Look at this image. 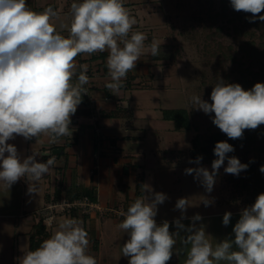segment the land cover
<instances>
[{
  "label": "clouds",
  "instance_id": "obj_1",
  "mask_svg": "<svg viewBox=\"0 0 264 264\" xmlns=\"http://www.w3.org/2000/svg\"><path fill=\"white\" fill-rule=\"evenodd\" d=\"M230 4L237 12L250 13V23L264 21V15H260L264 0H230ZM55 15L51 8L32 10L26 0H0V182L8 189L22 178L39 181L56 162L54 156L44 162H38L35 155L21 157L17 147L8 141L17 136L30 140L46 135L54 143L72 135L71 116L81 103L83 85L88 83L83 66L78 83L72 82L78 55L108 52L110 82L106 86L115 95L146 51L152 56L160 51L159 41L153 40L146 49L147 36L132 31L137 21L123 0H74L68 37L52 25ZM191 99L196 109L214 113L212 123L229 139H240L245 130L264 125V83L257 82L245 90L238 83L219 79L212 88L211 103L200 96ZM213 151L217 158L211 171L205 167L185 169V174H195L208 193L225 160L227 174L238 176L248 168L237 157L227 156L234 151L227 141L217 142ZM201 160L197 157L189 163L200 164ZM259 170L264 173V165ZM142 188L143 196L120 213L124 219L117 226L128 235L121 247L122 255L129 258L128 264H168L177 238L185 246L190 245L184 264H264V193L241 210L233 227L234 239L226 238L214 246L203 226L193 223L186 228L181 223L189 207L187 198L176 201L175 209L180 210L181 217L173 222L178 231L171 232L168 221L158 224L155 219L157 206L168 199L167 195L147 184ZM35 192L33 183L28 193ZM202 203L207 207L213 201L205 198ZM231 216V212L224 213V226L230 223ZM191 219L200 221L202 217L196 214ZM179 230L188 235L179 237ZM88 244L82 222L65 218L39 247L19 258L20 264H97L96 258L88 254Z\"/></svg>",
  "mask_w": 264,
  "mask_h": 264
},
{
  "label": "crops",
  "instance_id": "obj_2",
  "mask_svg": "<svg viewBox=\"0 0 264 264\" xmlns=\"http://www.w3.org/2000/svg\"><path fill=\"white\" fill-rule=\"evenodd\" d=\"M73 2L74 0H26L29 8L36 12H43L48 8H51L53 12L58 11L59 14L52 17L51 23L56 31L65 37L69 36L71 4ZM75 2H79V0H75ZM131 15L137 21L134 26L142 30L146 29L148 33V26H145L146 23H144L145 20H142V15L134 10ZM145 47L148 48L147 43ZM107 57L108 52L105 51L91 55L80 54L75 58L76 75L72 82L78 83L77 77L83 66L86 67L88 83L83 85L81 103L75 114L71 116L70 132L72 135L62 136L54 143L50 142L46 135H41L38 138L33 137L30 140L17 136L14 140L8 141L17 147L21 157L35 155L38 162H44L50 156H54L56 161L50 172L39 181L33 182L31 178H22L17 181L10 187L15 188L14 192H11L10 188L8 189L0 182V186L5 188L0 190V194H3L0 198V216L16 218L19 213L11 225L14 227L12 237L15 236L14 241L18 244V259L20 258L19 254L31 250L33 235L36 236V242H42L52 234L50 232L45 237V233L38 232L40 223L36 216L37 210L48 200L57 197V195L69 197L86 193L98 200L103 208H114L117 205L126 204L128 209L136 199L143 196L142 185L147 184V171L153 169L152 167H160L158 165L171 166L174 161H181L177 158L171 160V153L175 156H183L182 150L162 147L160 142L148 145L152 137L148 135L151 133L144 126H137L136 122L125 121L128 117H132V119L139 117L146 121L152 119L151 113L153 112H156V116L165 118V110L175 109L164 107L161 103L162 99L167 101L170 99L171 87L173 90H178L171 86L169 72L164 71L159 58L146 51L137 61L135 69L130 71L126 79L123 80V87L114 95L113 91L106 86L110 82L106 66ZM175 128L178 129L176 125ZM167 145L169 144L167 143ZM192 147L191 145L190 150L193 152ZM53 150L58 152L44 155ZM156 152L159 157H152ZM195 160L194 155L193 161ZM208 163L210 162L206 160L205 162L200 161L201 165ZM228 177V182L233 185V191H227L228 185H224L225 182L217 185L223 196L222 203L225 204L222 208L187 213L185 214L186 218L181 220L186 228L193 224L191 218L196 214H200L202 217L200 221H197L199 223H194L196 227L203 226L206 220H212L211 223L207 221L209 224L203 228L214 246L226 238L234 239L233 227L239 219L241 210L253 204L260 193H264L262 188L257 190V187L251 183L245 181L242 183L240 174L238 176L231 174ZM175 179L182 193L180 188L182 178L177 176ZM156 182L158 181L155 180L154 191L159 192ZM240 182L242 187H239ZM33 183L36 184V192L30 194L28 187ZM215 183L217 182L215 181ZM139 190L141 194H138ZM257 191L260 193L257 194ZM225 212L232 213L227 226L222 223ZM180 217L181 214L170 218L155 219L158 224L165 220L174 224V220ZM84 218V229L90 237L88 254H93L95 258L105 259L110 250L115 249L114 245L120 242L117 235L123 230L117 226L124 217L117 216L112 211L101 216L99 211H96L93 215ZM216 234H219L217 238ZM187 235L186 231L179 230L180 237ZM188 247L190 245L185 246L180 241L178 256L174 261L184 264ZM15 250L17 251V248ZM15 255L14 252L13 264H15Z\"/></svg>",
  "mask_w": 264,
  "mask_h": 264
},
{
  "label": "rangeland",
  "instance_id": "obj_3",
  "mask_svg": "<svg viewBox=\"0 0 264 264\" xmlns=\"http://www.w3.org/2000/svg\"><path fill=\"white\" fill-rule=\"evenodd\" d=\"M123 1L124 5L133 6L132 9L142 15V20H145V26H148L145 44L149 46L153 40L160 42V51L155 57L159 58L164 71L169 72L171 86L178 89L173 90L171 87L170 99L168 101L162 99L161 103L164 107L186 109L191 122L189 129H176L173 121L156 116V112L151 113L152 119L146 121L139 117L133 119L128 117L125 120L130 123L136 122L137 126H144L151 133L148 135L152 136L148 145L160 142L162 147H171V150H182L184 153L183 156H175L171 153V160L177 158L181 161H174L171 166L158 165L160 167H152L153 169L146 172L147 184L154 190L155 180H157L159 192L165 193L168 197L163 204L157 206L158 212L155 218H170L181 214L180 210L175 209L179 198L188 199L189 207L185 214L213 211L225 205L222 203L223 196L217 185L225 182L224 185H228V187L225 186L227 191H233V185L228 182V176L231 174L224 171L227 162L218 170L215 177L217 183L214 184L211 193H208L201 182L194 178V173L185 174L187 168L205 167L209 171L212 170L211 165L216 158L213 150L218 142L217 137L221 135L228 142L234 143V151L227 156H235L241 163L248 165L246 170L240 172L242 183L244 181L251 183L257 187V190L262 188L263 191L264 173H261L259 169L264 165V125L254 130H245L240 139H229L212 123L214 113L205 114L196 109L197 106L191 98L200 96L211 103L210 94L219 79H223L226 83H238L245 90L251 89L257 82L264 83V21L257 19L254 23H250L248 18L251 14L235 11L231 7L230 0ZM260 15H263V12ZM197 135L200 136V140L202 139L208 154L210 153L207 154L208 159L211 158L208 164L189 163L190 160L193 161L194 156L190 150L192 137ZM152 157H159V155L156 152ZM177 176L182 178L180 186L182 193L175 179ZM242 183L240 182L239 187H242ZM1 189L5 188L0 186ZM14 190L15 188H10L11 192ZM258 193L260 191H257ZM2 195L0 194V198ZM205 198L212 200L213 203L205 207L202 203ZM122 207H126V204H120L114 208ZM18 214L16 218L0 216V264H13L14 252L16 254L14 263L20 264L17 256L18 244L14 241L15 236L12 237L14 227L11 226ZM73 217L82 222L83 227L85 226L84 217L86 216L63 214L57 218L54 227L47 232L53 233L63 219ZM207 221L211 223L212 220L204 221L203 227L209 224ZM186 224L188 225V222ZM41 225L40 223L39 227ZM169 225L171 232L177 231L175 224L169 223ZM215 236L217 238L219 234ZM117 237L120 242L114 245L115 249L110 250L105 259L96 257L97 264H128L129 258L121 253V247L127 241L128 235L123 231L118 232ZM180 241L181 239L177 238L174 254L168 264H178L174 259L178 256ZM23 254L24 252L19 254V257L21 258Z\"/></svg>",
  "mask_w": 264,
  "mask_h": 264
},
{
  "label": "built area",
  "instance_id": "obj_4",
  "mask_svg": "<svg viewBox=\"0 0 264 264\" xmlns=\"http://www.w3.org/2000/svg\"><path fill=\"white\" fill-rule=\"evenodd\" d=\"M126 8H128L130 13H132L133 7L127 6ZM54 13L56 14L55 16L59 14L58 11H55ZM132 31L144 34L146 33L144 29L142 30L137 28V26H133ZM96 211H99L101 216H105L109 211L120 215L121 212H126L127 208H103L100 206L98 200L92 198L90 195H82L74 199L62 196L59 199L52 198L48 200L40 209L37 210L36 216L38 218V222L41 223L47 231H49L54 227L56 220L60 215L71 214L72 216H90Z\"/></svg>",
  "mask_w": 264,
  "mask_h": 264
},
{
  "label": "trees",
  "instance_id": "obj_5",
  "mask_svg": "<svg viewBox=\"0 0 264 264\" xmlns=\"http://www.w3.org/2000/svg\"><path fill=\"white\" fill-rule=\"evenodd\" d=\"M263 15H264V12H263ZM164 116H165L166 119L173 120L175 122V125H176V127L178 129H180V128H185V129L191 128V122H190V119H189L188 112L184 108H175V109H171V110H165ZM216 141H218V142L227 141L228 142L227 139H224L223 135H221V137H217ZM228 143L231 144L232 146H234L233 142H231V143L228 142ZM192 146H193L192 150H193V153L195 155V158L202 157L201 162H205V160L206 161H210L211 158L208 159V155L210 153L208 154V150H206V147L203 144L202 139L200 140V136L197 135V136H195L192 139ZM138 194H141L140 190L138 191ZM82 195H88V194H86V193L85 194H77L75 196H69L68 198L74 199V198L80 197ZM59 198H60L59 195H57V197H55V199H59ZM38 232L39 233H41V232L45 233V237L49 235V233L47 232L46 228L43 225H41V227H39ZM40 244H41V242H36V236L33 235L31 237V250L36 249L37 247H39Z\"/></svg>",
  "mask_w": 264,
  "mask_h": 264
},
{
  "label": "water",
  "instance_id": "obj_6",
  "mask_svg": "<svg viewBox=\"0 0 264 264\" xmlns=\"http://www.w3.org/2000/svg\"><path fill=\"white\" fill-rule=\"evenodd\" d=\"M58 151H56V150H53V151H51L50 153H47V154H55V153H57Z\"/></svg>",
  "mask_w": 264,
  "mask_h": 264
}]
</instances>
